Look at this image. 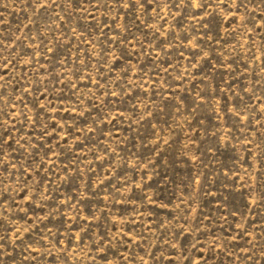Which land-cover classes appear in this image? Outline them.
I'll use <instances>...</instances> for the list:
<instances>
[{"label": "rangeland", "instance_id": "1", "mask_svg": "<svg viewBox=\"0 0 264 264\" xmlns=\"http://www.w3.org/2000/svg\"><path fill=\"white\" fill-rule=\"evenodd\" d=\"M0 264H264V0H0Z\"/></svg>", "mask_w": 264, "mask_h": 264}]
</instances>
